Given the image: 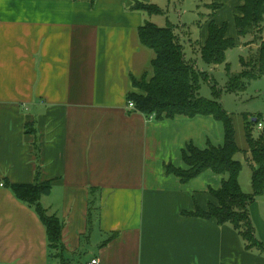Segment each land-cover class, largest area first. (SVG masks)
Here are the masks:
<instances>
[{"label":"crops","instance_id":"1","mask_svg":"<svg viewBox=\"0 0 264 264\" xmlns=\"http://www.w3.org/2000/svg\"><path fill=\"white\" fill-rule=\"evenodd\" d=\"M154 1L0 0V264H264V253L248 250L233 226L198 215L217 205L211 190L224 176L209 170L182 182L165 172L187 168L188 145L222 146V125L211 116L158 121L128 108L132 80L152 73L155 58L139 39L150 16L133 6ZM212 3L220 5L215 22L237 40L227 60L237 50L241 64L259 48L253 38L239 40L242 2ZM208 29L188 45L197 54ZM228 82L227 74L223 88ZM251 83L250 95L264 103V76ZM222 97L238 147L248 151L245 121L256 114L229 111ZM260 115L264 121V105ZM243 174L252 188V172L243 168L241 186ZM37 182L52 184L41 203L63 224L61 257L37 211L9 188ZM249 212L264 244V194Z\"/></svg>","mask_w":264,"mask_h":264},{"label":"trees","instance_id":"2","mask_svg":"<svg viewBox=\"0 0 264 264\" xmlns=\"http://www.w3.org/2000/svg\"><path fill=\"white\" fill-rule=\"evenodd\" d=\"M94 3L96 0H76ZM242 5L235 16V24L239 40L252 39L259 43V48L247 59H241L243 70L240 74L232 75L227 63V52L237 47V40L227 36V25H218L214 20L215 11L220 8L217 3L205 5L210 14L202 17L198 27L208 24V39L200 47L199 54L204 63L210 66L226 65L229 82L226 91L238 93L245 91L248 84L264 76V0H240ZM136 11L147 13L150 17L165 15L155 4L136 2ZM208 18V19H207ZM183 30V29H182ZM182 30L169 20L165 27L158 26L152 21L146 22L139 29V39L143 46L152 50L155 58L152 62V73L146 74L141 80L133 79V89L139 93L130 92L128 103L135 105V111L142 113L148 119L162 121L174 119L178 116L194 118L197 116H211L223 128L224 144L215 146L208 143L205 149L188 145L183 150V160L186 169L167 165L165 172L174 174L182 182L202 175L206 171L224 176L220 190H211L217 200V205L211 204L205 213H199L205 219H214L219 225L229 224L241 234V238L248 250H258L264 253V244L256 236L255 227L251 221L249 206L256 197L264 194V130L258 136L253 135L255 126L261 120L259 117L245 121V132L248 143L246 165L252 170V192L243 190L240 176L244 163L236 159L243 152L237 144L236 128L232 115L221 103L222 90L212 85L213 99L201 97L200 80L206 78V73L200 71L186 56V46L181 40ZM190 34V32H189ZM9 188L17 199L37 211L47 231L49 248L58 251L56 257L62 256L63 224L56 215L49 214L42 206V199L51 193V182L34 184H10ZM90 223L92 222V208L90 209Z\"/></svg>","mask_w":264,"mask_h":264},{"label":"rangeland","instance_id":"3","mask_svg":"<svg viewBox=\"0 0 264 264\" xmlns=\"http://www.w3.org/2000/svg\"><path fill=\"white\" fill-rule=\"evenodd\" d=\"M210 3H212V0H155L153 4L157 5L163 11H165V15L154 16L152 18H150L149 16L148 17L149 20H151L153 23L157 24L158 26L165 27L166 21L169 20L180 30H182V28H187L188 31L191 33L190 39H187V41L185 39L183 41L184 37L182 32L180 31L181 40L184 43V45L187 46L186 49L187 51H189V54L191 56V57L188 56V60L192 61L193 63H196L198 69L206 73L207 79L201 78L200 80L199 94L201 97L210 100L213 99L212 85H217L218 87L222 88V94L223 97L227 100L225 103L229 111H232V109H236L243 114L252 113L253 115L256 114L254 116L261 118L260 114H262L264 103L261 97H259L256 100L255 99L256 97H253L255 95L253 94L252 96L250 95L252 92H254L256 86L255 83L250 82V85L248 86V88L245 90L244 93L240 91V94L238 93L239 94L238 98H234V96H232L233 97L232 98L228 94V91H226V89L223 88V86L226 85L227 74H228V69L226 65H218V67L214 69L213 66L204 63L200 57V54H197V52H194L193 50H191L190 46H188L190 45L191 42L200 39L201 32L199 30L200 27H198V23L201 22V20H203L202 17L205 18L204 15L207 16V14L210 12V10L205 7V5ZM236 51L237 50H232V52H230L229 61L227 60L231 68L230 72L232 71V73H236L235 75L240 74L242 70L240 60L238 57L239 54ZM133 92H136L138 94L139 90L133 89ZM262 119L263 118H261V120ZM254 129L255 132H257L258 126H255ZM245 136L246 134H244V138H245L244 140L246 143ZM236 159L245 163L246 154L244 152H241L236 156ZM245 171L249 173L252 172V170L247 165H245L244 167V173ZM244 177L245 176L243 174L242 187L246 192H251L252 188H250V181H247Z\"/></svg>","mask_w":264,"mask_h":264},{"label":"built area","instance_id":"4","mask_svg":"<svg viewBox=\"0 0 264 264\" xmlns=\"http://www.w3.org/2000/svg\"><path fill=\"white\" fill-rule=\"evenodd\" d=\"M128 108H130V109H132V110H134L135 109V105H134V103H128ZM258 129L259 130H264V122L263 121H260L259 123H258ZM1 186H4V184L3 183H1ZM88 264H100V261L97 259V258H95V259H92Z\"/></svg>","mask_w":264,"mask_h":264}]
</instances>
